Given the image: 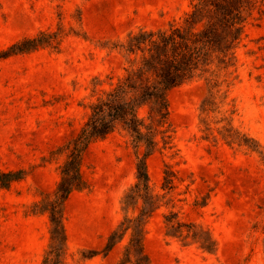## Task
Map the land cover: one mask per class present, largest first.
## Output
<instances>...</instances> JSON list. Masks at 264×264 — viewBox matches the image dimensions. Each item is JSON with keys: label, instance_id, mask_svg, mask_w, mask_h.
I'll return each instance as SVG.
<instances>
[{"label": "rangeland", "instance_id": "1", "mask_svg": "<svg viewBox=\"0 0 264 264\" xmlns=\"http://www.w3.org/2000/svg\"><path fill=\"white\" fill-rule=\"evenodd\" d=\"M191 0H0V53L39 31L64 29L58 50L0 58V169L24 170L21 181L0 187V264H42L50 242L46 214L31 206L51 195L62 158L49 152L75 136L85 122L98 77L122 74L124 60L112 44L140 28L179 22ZM237 81L224 110L234 125L264 152V14L255 11L237 50ZM206 83L195 80L169 94L174 149L148 160L150 183L161 192L164 165L176 172L172 202L149 220L144 248L151 264H264V163L246 149L204 140L199 106ZM88 189L65 204L66 264H116L123 244L99 252L122 219L120 201L135 182V155L127 137L115 132L85 154ZM198 204V205H197ZM170 210L208 229L217 250L210 255L165 237ZM86 256V258L83 257Z\"/></svg>", "mask_w": 264, "mask_h": 264}, {"label": "trees", "instance_id": "2", "mask_svg": "<svg viewBox=\"0 0 264 264\" xmlns=\"http://www.w3.org/2000/svg\"><path fill=\"white\" fill-rule=\"evenodd\" d=\"M255 11L264 14V0H191L189 11L179 22L165 28H140L112 44L110 49L118 51L124 60L122 74L115 81L109 77L106 87L98 77L93 79L100 89L93 91L85 122L75 136L44 159L51 162L62 158V162L54 192L31 206V213L46 214L50 225V242L42 264H66L65 204L73 193L88 189L82 166L89 148L115 132L123 133L134 150L135 182L121 198V221L106 238L104 247L87 256L107 257L126 239L116 264H151L144 248L147 224L172 202L166 195L175 189L177 174L165 164L160 187L164 193L155 192L148 160L156 153L174 149L169 105V94L174 89L195 80L205 81L206 93L199 106L202 138L246 149L264 163L259 142L234 125L233 106L224 110L230 89L238 79L237 50ZM64 36L62 26L57 31H39L9 46L0 58L39 49L58 50ZM26 175L24 170L0 169V187L8 188ZM163 224L165 237L182 246L195 245L210 255L216 252L214 238L202 225L181 219L173 210L164 214ZM261 232L264 245V220Z\"/></svg>", "mask_w": 264, "mask_h": 264}]
</instances>
